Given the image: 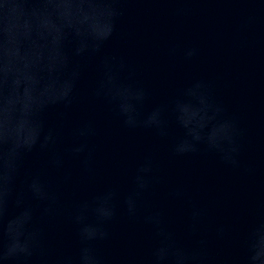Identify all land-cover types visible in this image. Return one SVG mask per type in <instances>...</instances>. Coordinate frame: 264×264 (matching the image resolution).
Returning <instances> with one entry per match:
<instances>
[{"label": "water", "instance_id": "water-1", "mask_svg": "<svg viewBox=\"0 0 264 264\" xmlns=\"http://www.w3.org/2000/svg\"><path fill=\"white\" fill-rule=\"evenodd\" d=\"M0 264H264V0H0Z\"/></svg>", "mask_w": 264, "mask_h": 264}]
</instances>
